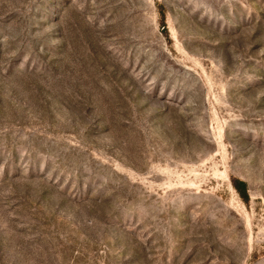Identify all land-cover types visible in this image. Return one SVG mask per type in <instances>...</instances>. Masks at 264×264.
Listing matches in <instances>:
<instances>
[{
  "label": "rangeland",
  "instance_id": "obj_1",
  "mask_svg": "<svg viewBox=\"0 0 264 264\" xmlns=\"http://www.w3.org/2000/svg\"><path fill=\"white\" fill-rule=\"evenodd\" d=\"M0 264H264V0H0Z\"/></svg>",
  "mask_w": 264,
  "mask_h": 264
},
{
  "label": "trees",
  "instance_id": "obj_2",
  "mask_svg": "<svg viewBox=\"0 0 264 264\" xmlns=\"http://www.w3.org/2000/svg\"><path fill=\"white\" fill-rule=\"evenodd\" d=\"M234 186L242 200L247 203L250 198V195L247 190V184L245 182H238L237 184L235 183Z\"/></svg>",
  "mask_w": 264,
  "mask_h": 264
}]
</instances>
